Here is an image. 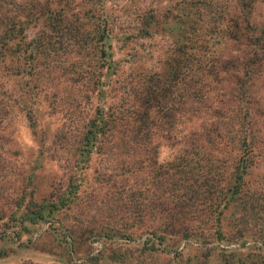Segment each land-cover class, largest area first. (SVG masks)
Returning a JSON list of instances; mask_svg holds the SVG:
<instances>
[{
  "label": "trees",
  "instance_id": "trees-1",
  "mask_svg": "<svg viewBox=\"0 0 264 264\" xmlns=\"http://www.w3.org/2000/svg\"><path fill=\"white\" fill-rule=\"evenodd\" d=\"M118 1L0 0V125L22 119L35 136L60 100L73 110L83 102L90 110L71 131L83 165L107 139L120 137L126 149L164 137L174 158L159 163L151 147V182L129 196L152 202L156 218L142 252H163L173 235L197 244L184 261L178 253L176 264H264V228L246 247L251 219L264 218V193L256 189L264 175L253 183L255 151L264 156V0ZM158 33L170 41L161 66L137 64L136 42ZM83 185L79 174L55 199L13 198L1 210L0 258L10 255V241L26 250L24 237L48 224V253L57 263L99 264L72 258L75 231L66 216ZM142 205L128 211L145 212ZM98 222L81 232L115 240L112 227ZM208 243L214 254L202 251ZM110 262L123 256L113 252Z\"/></svg>",
  "mask_w": 264,
  "mask_h": 264
},
{
  "label": "rangeland",
  "instance_id": "rangeland-1",
  "mask_svg": "<svg viewBox=\"0 0 264 264\" xmlns=\"http://www.w3.org/2000/svg\"><path fill=\"white\" fill-rule=\"evenodd\" d=\"M118 3L123 4L124 0H119ZM260 14L264 16V8ZM32 35L30 31L29 36ZM136 43L137 47L132 52L141 59L137 64L150 69L161 66L167 49L170 48V41L159 33L151 38L139 39ZM116 56L121 58L123 55L117 52ZM126 70L129 71L128 68ZM63 100L58 102L53 113L46 114L42 123L37 124L38 129L43 131L38 130L42 132L35 136L32 135L28 122L26 124L22 119L7 120L0 125V216L1 210L20 194L27 195V200L29 196L37 200L55 199L65 192L72 177L81 174L84 185L78 205L71 210L70 216H66V224L75 231L76 253L72 258L77 263L96 258L99 264H176L175 260L180 258L181 254L183 261L188 255H193L197 250V244L190 246L191 243L178 242V238L173 235H169L161 246L163 252L156 254L142 252L143 242L147 237H151L146 229L156 224L150 225L151 221L156 219L152 217L153 211L147 206L152 202L136 196L132 202L129 201L133 189L151 182L153 170L151 155L154 156L155 153L150 148L157 145L156 160L159 163L167 162L174 158L175 149L171 142L158 136L152 139L154 142L149 146L142 145L139 141L138 144H131L134 147L125 149L120 137L107 139L101 152L94 153L89 163L80 164L74 151L77 138L71 135V131L82 126L90 107L82 102L75 106L74 110L67 109ZM257 155L258 151H255L253 183L257 182L256 180L261 181V176L264 175V156ZM256 189L263 195V187ZM133 202L143 204L145 212L132 214L128 211L130 207L133 208ZM74 217L79 218V221ZM105 219H109L111 223L106 224ZM139 219L142 221L137 223ZM95 220H98L101 226L112 227L109 230L116 234V239L95 236L94 231L81 232L86 224L90 223L92 226ZM251 220L252 237H249L246 247L254 245V237H257L264 228V218ZM255 221L259 222L254 223ZM47 228L48 224H43L31 235L24 237V241L27 239L26 250L24 247L17 248L10 241L6 245L10 255L0 258V264H60L48 253L50 248L47 243L49 235L45 232ZM252 228L255 229V233L252 232ZM123 233L132 235L134 240H125L120 236ZM167 245L170 251L165 250ZM213 246L215 243H208L201 249L205 255L208 253L206 248H210L211 254H214ZM239 246L237 244L228 248ZM246 247H240L241 251L246 252ZM113 252L117 256L122 255L124 262H110Z\"/></svg>",
  "mask_w": 264,
  "mask_h": 264
}]
</instances>
